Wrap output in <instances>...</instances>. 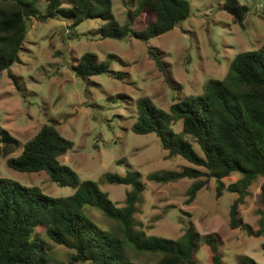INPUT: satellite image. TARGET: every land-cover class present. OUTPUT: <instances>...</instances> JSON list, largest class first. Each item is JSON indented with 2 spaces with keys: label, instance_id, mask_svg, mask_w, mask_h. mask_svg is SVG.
I'll return each instance as SVG.
<instances>
[{
  "label": "rangeland",
  "instance_id": "rangeland-1",
  "mask_svg": "<svg viewBox=\"0 0 264 264\" xmlns=\"http://www.w3.org/2000/svg\"><path fill=\"white\" fill-rule=\"evenodd\" d=\"M139 1L112 0L120 24L126 21L129 11L137 9ZM187 1L190 14L186 19L147 40L132 36L101 38V21L97 18H86L74 27L69 18H32L18 59L9 68L15 82L8 70L0 72V178L38 187L53 197L73 193L71 186L51 181L44 170L22 172L6 164V159L18 155L42 124H53L73 142V147L58 157L59 161L71 167L81 180L95 181L116 206L124 205L129 186L109 183L104 175H124L128 169L140 172L145 189L134 214L136 229L147 235L178 239L190 222L201 237L211 233L219 237L222 264H238L244 256L264 264V236L229 226V209L238 195L227 186L239 180L240 174L222 178L219 196L216 181L207 179L188 203L187 191L196 179L158 183L148 176L177 171L191 163L180 155L168 158L154 132L138 134L131 129L137 118V99L148 97L168 111L177 100L201 94L209 79H223L237 53L264 45V0H238L248 8L240 18L223 8L224 0ZM61 5L67 7L69 1L61 0ZM37 7L44 12L45 1H38ZM147 15L144 12L142 16ZM134 26H143L141 16ZM149 48L158 51L160 63L150 55ZM85 52L108 61L111 72L87 78L77 75L73 65ZM170 126L201 152L194 138L182 132L181 120ZM3 131L16 143L2 141ZM263 182L262 176L254 179L238 204L239 216L253 231L259 229V218L264 213ZM83 213L98 227L120 234L118 221L101 211L85 205ZM38 230L44 232L43 227ZM45 239L49 264H67L73 250ZM125 251L130 259L143 263L160 258L159 253L137 251L129 243ZM192 258L195 264H212L209 247L203 240Z\"/></svg>",
  "mask_w": 264,
  "mask_h": 264
},
{
  "label": "trees",
  "instance_id": "trees-1",
  "mask_svg": "<svg viewBox=\"0 0 264 264\" xmlns=\"http://www.w3.org/2000/svg\"><path fill=\"white\" fill-rule=\"evenodd\" d=\"M38 1L0 0V72L8 70L14 82L9 68L18 59L26 22L32 18H69L72 27L86 18H97L101 21L98 27L101 38L132 36L147 40L171 30L190 14L187 0H140L137 9L129 11L126 21L120 24L113 12L112 0H68L67 7L61 5V0H44V12L38 9ZM222 6L235 18L244 16L248 10L238 0H224ZM144 12L148 15L142 16ZM138 16L142 17V27L134 26ZM149 53L160 63L156 49L149 48ZM73 69L84 78L111 72L109 62L99 60L93 52L83 53ZM136 108L132 131L154 132L168 158L180 155L191 163L177 171L153 172L148 178L158 183L196 179L187 191L189 203L207 179L216 181L219 196L222 178L239 173V180L227 186L238 195L229 209V226L264 236L263 212L256 231L244 223L238 212V204L253 180L264 177V45L237 53L223 79H209L201 94L177 100L168 111L148 97L137 99ZM178 120H181L182 132L194 138L200 153L192 142L172 129L170 124ZM2 135L6 144L16 143L7 132L3 131ZM72 147L73 142L53 124L44 123L22 145L18 155L6 159V164L14 170H44L51 181L59 186H71L74 191L67 196L53 197L38 187L0 178V264H49L45 237L73 250L67 264H195L192 255L201 240L209 247L212 264H222L219 237L214 233L201 237L190 222L178 239L147 235L136 229L134 214L145 189L140 172L128 169L124 175L110 172L104 175L109 183L129 186L124 205L116 206L95 181L81 180L71 167L59 161L58 157ZM261 192L264 193V182ZM85 205L118 221L120 234L93 223L83 213ZM39 227L44 228L43 233ZM126 243L137 251L159 253L160 258L154 263L134 261L126 254ZM261 247L264 251V242ZM238 264L257 263L244 256Z\"/></svg>",
  "mask_w": 264,
  "mask_h": 264
},
{
  "label": "water",
  "instance_id": "water-1",
  "mask_svg": "<svg viewBox=\"0 0 264 264\" xmlns=\"http://www.w3.org/2000/svg\"><path fill=\"white\" fill-rule=\"evenodd\" d=\"M29 26H30V21H27V22H26V29H25L24 34L27 32V29L29 28Z\"/></svg>",
  "mask_w": 264,
  "mask_h": 264
}]
</instances>
